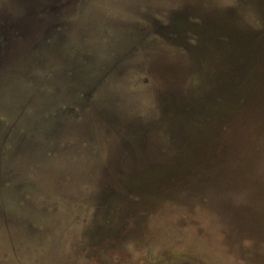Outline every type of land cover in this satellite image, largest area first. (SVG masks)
Returning a JSON list of instances; mask_svg holds the SVG:
<instances>
[{
	"label": "rangeland",
	"instance_id": "374dc122",
	"mask_svg": "<svg viewBox=\"0 0 264 264\" xmlns=\"http://www.w3.org/2000/svg\"><path fill=\"white\" fill-rule=\"evenodd\" d=\"M3 37L0 264H264V0H0Z\"/></svg>",
	"mask_w": 264,
	"mask_h": 264
},
{
	"label": "flooded vegetation",
	"instance_id": "af4514ba",
	"mask_svg": "<svg viewBox=\"0 0 264 264\" xmlns=\"http://www.w3.org/2000/svg\"><path fill=\"white\" fill-rule=\"evenodd\" d=\"M4 14L2 15L3 16V20H4L3 26L7 25V26H9V28H13V32H15V33L12 32L14 35H13V38L10 39V42L11 41L12 42H16V41L19 42V40L16 39L17 37L20 38V32L18 30L19 29V25H16V23L19 22V20L17 21V19L13 15H10V13H8L7 10H6V12ZM7 41H8L7 38H4V37L0 38V43H6Z\"/></svg>",
	"mask_w": 264,
	"mask_h": 264
},
{
	"label": "water",
	"instance_id": "95a60500",
	"mask_svg": "<svg viewBox=\"0 0 264 264\" xmlns=\"http://www.w3.org/2000/svg\"><path fill=\"white\" fill-rule=\"evenodd\" d=\"M186 9H184V10H181V11H177V10H174V11H172V13H177V14H179V13H185L186 11H189V12H199V10H195V8L194 7H185ZM177 14L173 17V18H175L176 16H177ZM172 15H174V14H172ZM171 15V16H172ZM171 16H170V18H171ZM17 19V21L19 20L18 18H16ZM20 21V20H19ZM172 21V20H171ZM171 21H170V23H171ZM18 23V22H17ZM20 23V22H19ZM194 23V22H193ZM195 24V23H194ZM23 26V28L24 29H27V26L26 25H22ZM173 34V33H172ZM172 37V36H171ZM183 39H184V41L186 40V36H185V34L183 35ZM223 84V83H222ZM0 164H2V159H0ZM0 184H1V182H0Z\"/></svg>",
	"mask_w": 264,
	"mask_h": 264
},
{
	"label": "crops",
	"instance_id": "0c3cea01",
	"mask_svg": "<svg viewBox=\"0 0 264 264\" xmlns=\"http://www.w3.org/2000/svg\"><path fill=\"white\" fill-rule=\"evenodd\" d=\"M4 22V21H3ZM20 22V21H19ZM16 23V25H19V28H20V23ZM4 28H8V29H6L7 31H8V34H12V32H13V28H9V26H4ZM17 29V28H16ZM10 39V38H9ZM10 42V41H9ZM9 42L7 43V48H9ZM4 60H6V50H4V52H3V55H2V59H0V62H2V61H4Z\"/></svg>",
	"mask_w": 264,
	"mask_h": 264
},
{
	"label": "trees",
	"instance_id": "16d2710c",
	"mask_svg": "<svg viewBox=\"0 0 264 264\" xmlns=\"http://www.w3.org/2000/svg\"><path fill=\"white\" fill-rule=\"evenodd\" d=\"M189 34H190V36H193V34L191 33V32H189ZM251 77H253V76H251ZM250 78V77H249ZM247 80H248V83L247 84H249V87H251V86H253V81L251 82V84L249 83V79L247 78ZM252 90L253 89H248V91H251L252 92ZM231 91H233V89H231ZM230 91V92H231ZM190 94V92L187 94V95H189ZM238 100V99H237ZM242 101H244V99L242 98V99H240V100H238V102H242ZM253 112V111H252ZM251 112V113H252Z\"/></svg>",
	"mask_w": 264,
	"mask_h": 264
}]
</instances>
